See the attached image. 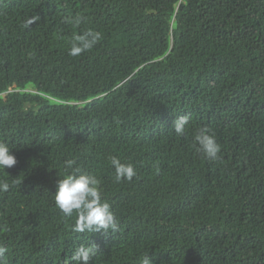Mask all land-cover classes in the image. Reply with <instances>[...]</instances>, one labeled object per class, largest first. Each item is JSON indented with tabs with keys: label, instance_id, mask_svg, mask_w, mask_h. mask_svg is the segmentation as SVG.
Instances as JSON below:
<instances>
[{
	"label": "trees",
	"instance_id": "1",
	"mask_svg": "<svg viewBox=\"0 0 264 264\" xmlns=\"http://www.w3.org/2000/svg\"><path fill=\"white\" fill-rule=\"evenodd\" d=\"M87 28L101 41L70 56ZM202 127L217 161L193 147ZM0 140L21 180L0 193L5 264H69L89 243V264H264V0H0ZM70 158L101 180L117 232L75 233L56 208Z\"/></svg>",
	"mask_w": 264,
	"mask_h": 264
},
{
	"label": "clouds",
	"instance_id": "2",
	"mask_svg": "<svg viewBox=\"0 0 264 264\" xmlns=\"http://www.w3.org/2000/svg\"><path fill=\"white\" fill-rule=\"evenodd\" d=\"M39 19V16H30L24 21V27L36 24ZM85 21L86 17L81 15L63 18V23L70 24L75 28H79ZM101 39L102 33L92 28L78 31L69 42L68 54L78 57L94 49ZM188 123L187 115L180 116L173 122L172 130L177 136L183 137L186 134ZM193 147L205 159L217 161L221 158V145L217 142L211 129L207 127H202L196 132ZM107 159L114 171L117 183L131 182L137 176V170L133 163L122 162L115 155H111ZM16 163V157L11 154L9 144L0 140V173L6 174L7 177H0V193H6L11 187L21 184V180L12 179L5 172L6 168H12ZM53 198L56 208L63 217L69 220L74 219L71 230L75 233L108 235L119 230V224L111 204L103 199L101 180L95 174L84 170L75 158L63 162V171L57 179ZM7 231L6 226L0 225V232ZM7 252V247L0 244V264H5ZM98 253L99 249L95 244L79 245L69 257V264H89ZM140 264H152V262L145 254L140 260Z\"/></svg>",
	"mask_w": 264,
	"mask_h": 264
}]
</instances>
